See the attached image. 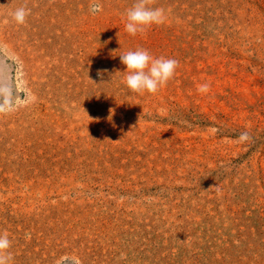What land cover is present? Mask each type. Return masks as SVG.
<instances>
[{
  "label": "rangeland",
  "instance_id": "rangeland-1",
  "mask_svg": "<svg viewBox=\"0 0 264 264\" xmlns=\"http://www.w3.org/2000/svg\"><path fill=\"white\" fill-rule=\"evenodd\" d=\"M135 3L0 0L9 264H264V0H152L133 36ZM138 49L178 61L155 94Z\"/></svg>",
  "mask_w": 264,
  "mask_h": 264
},
{
  "label": "clouds",
  "instance_id": "clouds-1",
  "mask_svg": "<svg viewBox=\"0 0 264 264\" xmlns=\"http://www.w3.org/2000/svg\"><path fill=\"white\" fill-rule=\"evenodd\" d=\"M152 0H136V3L126 13L125 31L135 36L137 33H144L152 25H160L165 20L164 10L161 8L149 7ZM101 10L99 3H93L90 11L97 13ZM28 12L25 8H17L13 13V19L17 24H23ZM121 64L126 67V86L134 93L155 94L160 88L166 86L167 82L174 76L178 61L164 57L153 58L145 49L128 51L119 56ZM100 73H98L99 75ZM208 85L198 87V91L206 92ZM112 118L110 109L109 120ZM248 134L242 133L241 141L247 140ZM210 189V188H209ZM11 242L7 233L0 234V264H9L12 259L8 252Z\"/></svg>",
  "mask_w": 264,
  "mask_h": 264
}]
</instances>
